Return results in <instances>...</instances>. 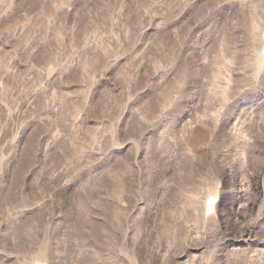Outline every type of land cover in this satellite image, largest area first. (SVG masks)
Segmentation results:
<instances>
[{
    "label": "rangeland",
    "instance_id": "rangeland-1",
    "mask_svg": "<svg viewBox=\"0 0 264 264\" xmlns=\"http://www.w3.org/2000/svg\"><path fill=\"white\" fill-rule=\"evenodd\" d=\"M0 264H264V0H0Z\"/></svg>",
    "mask_w": 264,
    "mask_h": 264
}]
</instances>
